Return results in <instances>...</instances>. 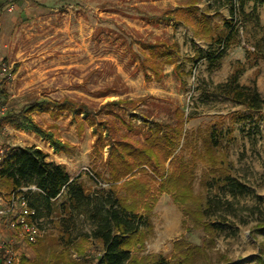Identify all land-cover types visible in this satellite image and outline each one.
I'll return each instance as SVG.
<instances>
[{"label":"rangeland","instance_id":"obj_1","mask_svg":"<svg viewBox=\"0 0 264 264\" xmlns=\"http://www.w3.org/2000/svg\"><path fill=\"white\" fill-rule=\"evenodd\" d=\"M12 1L6 0L0 12V75H4L3 66L7 72L14 65L18 69L5 81L7 101L1 112L18 110L40 97L56 101L69 98L91 110L100 109L98 119L110 122L114 138L127 136L140 141L153 121L174 126L176 110L188 117L187 131L217 121V116L235 113L240 117L234 124L227 118L221 124L222 130H232L230 139L222 142V149L227 154L234 186L215 187L212 184L204 188L199 183L202 167L196 170L195 193L219 202L214 216L210 217L218 228L214 246L211 248L204 243V232L193 227L172 198L163 193L151 212L152 234L141 254L169 259L173 242L183 239L203 247L214 264L224 263H217L219 254L230 260L227 264L253 259L259 243L264 241L254 231L256 225H264V105L258 111H249L219 94L215 87L225 83L234 68L241 67L239 85L254 84L264 100V49L258 51L256 48V42L264 38V5L257 6L261 28L252 30L251 25L245 28L237 24L239 41L226 50L217 67H211L202 57L213 48L194 37L193 17L190 19L175 12L169 22L156 18L194 4L197 14L205 13L212 26L221 25L224 19L230 18L225 0ZM252 6L253 2L247 3L245 10L249 11ZM156 42L178 44L180 57L176 62L187 72L185 81L174 73V65L163 67L159 82L145 80L139 60L143 58L142 53L147 55L148 52L141 44ZM196 54L201 58L193 62L187 60ZM117 100L138 101V105L105 106ZM32 116L42 128L56 125L60 140L70 145L69 152L63 153L66 167L72 176L89 177L90 188L93 187L91 195L109 190V184L92 177L96 170L100 171V163L92 159L93 137L86 130L88 126L80 133L75 127L77 133L73 134L72 126L48 123L53 120L48 114ZM0 142L9 146L5 149H51L32 132L15 130L8 125L0 131ZM69 160L73 166L67 164ZM103 177H107L106 172ZM60 200L52 202V220L39 222L37 219L44 233L34 243L12 235L4 224L0 226V234L10 241L13 249V264H19L21 255L35 260L41 252L39 241L46 250L62 248L63 240L56 241L59 236L55 224L64 215L61 210L64 197ZM83 225L74 234L88 233L93 228L90 221H84ZM86 251L94 256L98 243L90 241ZM72 258L80 260L74 254ZM199 259L198 262H203Z\"/></svg>","mask_w":264,"mask_h":264},{"label":"trees","instance_id":"obj_2","mask_svg":"<svg viewBox=\"0 0 264 264\" xmlns=\"http://www.w3.org/2000/svg\"><path fill=\"white\" fill-rule=\"evenodd\" d=\"M5 1L0 0V12L6 5ZM225 1L230 18L224 19L221 25L212 26L205 13L197 14L194 4L170 10L156 20L169 22L173 20L172 14L175 12L185 14L190 19L193 17L194 37L213 48L202 58L211 67H217L226 50L239 41L240 27L237 24L245 28L251 25L252 30L261 28L257 6L264 5V0ZM249 2H253V6L246 11ZM141 47L148 52L147 55L142 53L143 58L139 60L146 81L159 82L163 77V67L170 65H174V73L185 81L187 72L176 62L180 57L177 43L156 42L141 44ZM256 48L258 51L264 49V38L256 42ZM200 56L196 54L187 60L193 62ZM17 69L18 66L14 65L3 76L0 75V131L4 125H8L15 130L32 132L45 140L55 154L68 153L70 145L60 140L55 131L56 125L42 128L32 115L45 113L53 120L71 116L79 133L85 126L92 128V159L100 163V171L96 170L92 177L109 184L107 192L88 195L62 165L46 161V153L34 147L5 149L9 146L0 142V151L7 150L0 159V193L6 201L13 193L21 194L37 219L50 214L51 200L64 191L66 197L61 204L64 213L59 222L61 236L56 239L57 242L63 240L62 248L46 250L39 241L40 255L35 260L21 255L19 264H214L203 247L191 245L183 239L173 242L169 259L141 253L152 234L151 212L163 193L172 198L193 227L204 232V243L211 248L214 246L218 228L210 217L214 216L219 202L195 193L196 170L202 167L199 183L204 188L212 184L215 187L234 186L227 154L222 149V142L230 139L232 130H222L221 124L225 118L234 124L240 117L235 113L217 116V121L187 131L185 124L188 117L183 111L176 110L174 126L153 121L148 125L142 141L127 136L114 138L110 122L98 119L100 109L91 110L69 98L56 101L40 97L18 110L4 109L1 112L7 101L5 81L15 75ZM240 75L241 67L234 68L226 82L217 85L215 90L249 111L260 110L264 100L254 84L245 87L239 85ZM126 105L137 107L138 101L117 100L105 104L121 108ZM105 172L106 178L103 177ZM25 188L26 191L22 192ZM79 216H83L85 222H91L93 228L90 232L74 234L79 227ZM254 231L264 238V225H256ZM90 241L98 243V252L94 256L86 251ZM263 242L259 243L258 253L253 259L239 260L237 264H264ZM73 254L80 260L72 258ZM199 258L203 262H198ZM221 261L223 264L230 262L219 254L217 263ZM0 264H4L2 252Z\"/></svg>","mask_w":264,"mask_h":264},{"label":"built area","instance_id":"obj_3","mask_svg":"<svg viewBox=\"0 0 264 264\" xmlns=\"http://www.w3.org/2000/svg\"><path fill=\"white\" fill-rule=\"evenodd\" d=\"M1 72H7L6 67L1 68ZM7 150L0 151V159ZM29 189H32L30 187ZM22 189V192H25ZM6 226L12 235L24 239L28 243H34L42 234L39 228L35 213L28 207L27 201L21 194H12L9 201L3 208H0V226ZM0 252L4 257V264H13L15 256L10 241L0 234Z\"/></svg>","mask_w":264,"mask_h":264},{"label":"crops","instance_id":"obj_4","mask_svg":"<svg viewBox=\"0 0 264 264\" xmlns=\"http://www.w3.org/2000/svg\"><path fill=\"white\" fill-rule=\"evenodd\" d=\"M47 116V115H46ZM33 118H34V116H32ZM48 123H55V124H57V126H72L71 127V132L74 134V133H77L76 132V130H75V125L73 124V123H71V117L69 116V117H60V118H58L56 121H53V120H49L48 121ZM86 130H88V133H90L91 134V129L90 128H86ZM61 139L63 140V138L61 137ZM63 141H65V140H63ZM70 143H71V145L72 146H75V143L73 142V141H70ZM20 148H23V147H20ZM38 150H40V149H38ZM40 151H42V152H44V153H46L47 155H48V157H47V159H46V161H49V162H55L56 164H59V165H62V166H64V168H65V170H66V172L70 175V176H72L70 173H69V171H68V168L66 167L67 165L65 164V161L63 160V158L65 157V155L63 154V153H59V154H55L54 152H53V150H45V151H43V150H40ZM89 151H91V150H89ZM69 166H73V162L72 161H70L69 160V162L67 163ZM74 179H75V182H76V184H78V185H80L82 188H83V190H84V192L86 193V194H88V195H91L92 194V189H93V187H91L90 188V182H89V177L88 176H86V175H83V174H81V175H76V176H72ZM95 181H97V180H95ZM92 183V182H91ZM31 190H34V188L32 187V189ZM62 197H64V202L66 201V198H65V191L63 192V193H61L59 196H57V198H55V199H53V200H51V205H52V202L54 203H57V202H60L61 200V198ZM63 202V203H64ZM6 203H7V201H6V199L2 196V194L0 193V208H3L5 205H6ZM38 219V221L39 222H42L43 220L46 222L47 220H52V216L49 214V215H42L41 217H39V218H37ZM44 222V223H45ZM59 220H58V222H55V224H56V228H57V233H58V236H61V231H60V227H59ZM84 224V218H83V216H79V218H78V226L79 227H81L82 225ZM2 225V224H1ZM43 225V224H42ZM39 226H41L40 224H39ZM84 226V225H83ZM42 233H44L43 231H42ZM57 238H59V237H57Z\"/></svg>","mask_w":264,"mask_h":264}]
</instances>
